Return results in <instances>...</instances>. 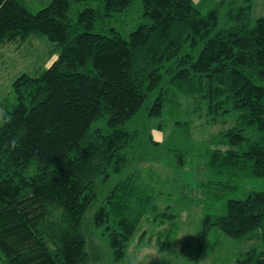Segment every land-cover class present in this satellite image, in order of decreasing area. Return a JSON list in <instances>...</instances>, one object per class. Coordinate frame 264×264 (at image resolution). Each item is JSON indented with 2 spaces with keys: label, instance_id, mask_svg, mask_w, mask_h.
<instances>
[{
  "label": "trees",
  "instance_id": "16d2710c",
  "mask_svg": "<svg viewBox=\"0 0 264 264\" xmlns=\"http://www.w3.org/2000/svg\"><path fill=\"white\" fill-rule=\"evenodd\" d=\"M140 2L142 20L124 34L112 23L134 0H51L36 13L0 0V46L37 36L57 53L38 75L17 76L1 103V264H102L92 238L106 264L126 263L145 222L176 217L137 163L182 168L190 156L155 140L153 121L187 135L181 106L197 98L209 124L230 122L198 152L201 236L256 242L236 264H264V18L250 24L252 0L207 11L192 0Z\"/></svg>",
  "mask_w": 264,
  "mask_h": 264
},
{
  "label": "rangeland",
  "instance_id": "374dc122",
  "mask_svg": "<svg viewBox=\"0 0 264 264\" xmlns=\"http://www.w3.org/2000/svg\"><path fill=\"white\" fill-rule=\"evenodd\" d=\"M23 1L30 12L36 13L51 0ZM193 2L199 10L207 11L217 0H209V2L202 0L201 4H198L197 0ZM141 11L140 0H134L130 9L121 14L112 26L124 34L128 33L142 20ZM259 18H264V0H252L250 24L253 25ZM53 50H55L53 43L44 37L37 36L0 46V126L2 124L1 103L6 98L11 100L12 82L22 73L36 76L47 68L57 57V53ZM181 109L187 112L184 119L191 121L186 129L187 135L183 126L174 128L172 122L166 119L161 120L162 129H156L154 125L158 121H153L151 133L155 140L169 149L188 150L190 156L187 157V163L182 168L165 166L164 161L149 162L150 159L147 158H142L137 163V169L144 180L152 184L156 183L157 189H164L161 200L165 205L171 206L170 211H174L176 217L171 223L159 227L155 223L145 222L142 226L144 232L137 235L130 244L127 262L121 264H236L237 257L241 253L252 246L259 245L256 242L236 244L215 229H212L207 237L201 236L206 188L203 187L204 161L198 152L203 149L205 139L229 129L230 122L227 121L225 125L209 124L203 102L198 98L184 100ZM146 145L144 143L143 147L137 150V157L143 156ZM148 157L153 158L154 154ZM167 160L176 163L174 157ZM260 189H264V185L260 186ZM164 203L161 202L160 209ZM170 228L172 232L168 235L166 248L161 250L160 242H164L165 239L160 236V233ZM92 242L95 250L102 253L104 257L102 264L109 263L108 252L104 245L93 238Z\"/></svg>",
  "mask_w": 264,
  "mask_h": 264
},
{
  "label": "crops",
  "instance_id": "0c3cea01",
  "mask_svg": "<svg viewBox=\"0 0 264 264\" xmlns=\"http://www.w3.org/2000/svg\"><path fill=\"white\" fill-rule=\"evenodd\" d=\"M208 2H209V0H208ZM208 2H207V4H208ZM192 3H193L194 6L196 7V5H195V3L193 2V0H192ZM197 3H198V4H201V3H202V0H197ZM207 4H206V5H207ZM196 8H197V7H196ZM197 9H199V8H197Z\"/></svg>",
  "mask_w": 264,
  "mask_h": 264
}]
</instances>
